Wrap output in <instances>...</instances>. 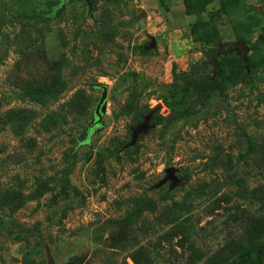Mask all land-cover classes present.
<instances>
[{"label":"rangeland","instance_id":"obj_1","mask_svg":"<svg viewBox=\"0 0 264 264\" xmlns=\"http://www.w3.org/2000/svg\"><path fill=\"white\" fill-rule=\"evenodd\" d=\"M60 1L0 0V264H134L141 247L222 264L264 216V0ZM236 42L262 66L214 91L221 56L244 62ZM171 167L178 183L158 186ZM229 264H264V238Z\"/></svg>","mask_w":264,"mask_h":264},{"label":"trees","instance_id":"obj_2","mask_svg":"<svg viewBox=\"0 0 264 264\" xmlns=\"http://www.w3.org/2000/svg\"><path fill=\"white\" fill-rule=\"evenodd\" d=\"M65 0H61L58 5L64 6ZM159 4L162 6V0H158ZM51 4L52 1H51ZM187 8L189 12H194L197 9L195 8V4L191 0H186ZM57 6V4L55 3ZM203 8V5H200V9ZM59 7L56 9V12L58 11ZM55 11V9H53ZM59 13V12H58ZM53 13L44 12L41 16H54ZM39 16V15H37ZM211 22H205V21H199L197 23H194L191 26V29L195 34H199L200 29H207L208 25H210ZM205 38H214L216 37V32L214 28L207 29L206 33L204 34ZM248 44L250 43L249 40H247ZM260 54H254L253 56H250L247 63L242 62L241 59L238 57H231V56H221L219 59V62L217 61L216 66V75L215 79L213 80V88L214 91H220L223 92L227 89V87L230 85L232 80L236 79L240 82L247 83L248 80V68L253 69V71H256L261 68L262 66V59L260 58ZM26 94L31 97L35 101H50L54 100L58 97L59 91L56 88H53L49 91L43 90L39 85H35L32 83H29L26 86ZM89 133H84V137L82 138V141H88ZM88 134V135H87ZM86 136V137H85ZM260 153L256 156V161L260 164L262 167L264 164V143L261 145ZM248 156V155H247ZM258 196L259 200L261 201V205L264 206V187L261 185L257 187V189L253 190ZM151 204V203H150ZM178 203H175V206L171 208L170 210L176 209ZM152 208V206H151ZM264 209V208H263ZM176 212V211H175ZM173 213V212H172ZM174 221V219H173ZM175 220L174 222H176ZM180 226H184L182 222L176 223V227L180 228ZM127 231H124V235L121 238V241H125L128 239L129 234L126 233ZM264 238V216H262L261 219H258L256 222L252 225V230H249L248 233L241 238H239L237 241L229 243L221 252L217 253V258H219L220 262L222 264H229L232 259H234L236 256L244 257L245 255L249 254L250 252L254 251V246H258V242ZM132 259L134 264H155L153 257H151V252L149 248L141 247L140 249L134 251L132 255Z\"/></svg>","mask_w":264,"mask_h":264},{"label":"water","instance_id":"obj_3","mask_svg":"<svg viewBox=\"0 0 264 264\" xmlns=\"http://www.w3.org/2000/svg\"><path fill=\"white\" fill-rule=\"evenodd\" d=\"M227 47H228V50H230L231 48H239L241 50L242 57H243L242 59H243L244 63L248 62L249 45L246 42L229 43V44H227ZM107 94H108V88L106 86H103L102 87V94H101L99 103H98L96 110H95V115L97 118V124H100V122L102 120V113L105 110V102L107 99ZM154 113H155L154 111L150 112L145 117L144 122L141 125H139V127L136 128V130L134 131L133 140L131 142L132 145L136 143L139 135L146 133L150 129L151 121H152ZM167 181H171L172 186H174L178 183L179 179L176 175V169L174 167L167 169V176L165 177V179L161 183L158 184V186L165 184Z\"/></svg>","mask_w":264,"mask_h":264}]
</instances>
